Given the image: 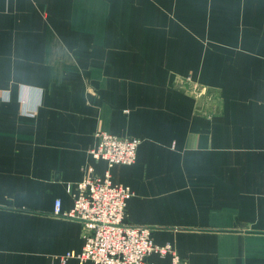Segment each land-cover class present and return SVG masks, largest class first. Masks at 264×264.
<instances>
[{"label":"crops","instance_id":"1","mask_svg":"<svg viewBox=\"0 0 264 264\" xmlns=\"http://www.w3.org/2000/svg\"><path fill=\"white\" fill-rule=\"evenodd\" d=\"M96 132L140 140L110 170L126 223L186 264H264V0H0V264H93L52 212L104 175Z\"/></svg>","mask_w":264,"mask_h":264},{"label":"built area","instance_id":"2","mask_svg":"<svg viewBox=\"0 0 264 264\" xmlns=\"http://www.w3.org/2000/svg\"><path fill=\"white\" fill-rule=\"evenodd\" d=\"M94 138L95 146L89 154L95 161L105 162L104 175L97 177L92 168L85 170L75 187L72 208L62 212L57 201L52 212L53 216L74 220L82 227L81 252L67 254L66 258L93 264H154L149 261L152 254H170V264H186L171 245L160 247L153 243L152 228L125 222L126 202L132 193L128 187L111 184L110 170L115 165L133 164L140 140L107 132H96Z\"/></svg>","mask_w":264,"mask_h":264},{"label":"rangeland","instance_id":"3","mask_svg":"<svg viewBox=\"0 0 264 264\" xmlns=\"http://www.w3.org/2000/svg\"><path fill=\"white\" fill-rule=\"evenodd\" d=\"M186 82V81H185ZM187 88V87H186ZM193 92V91H192ZM195 92L197 93V94H199V92L201 93V89H200V87H197L196 88V90H195ZM194 93V92H193ZM200 95V94H199ZM200 97H203V96H200Z\"/></svg>","mask_w":264,"mask_h":264}]
</instances>
